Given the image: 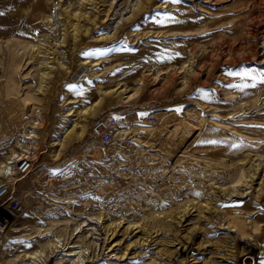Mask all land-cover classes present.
<instances>
[{
    "label": "rangeland",
    "instance_id": "rangeland-1",
    "mask_svg": "<svg viewBox=\"0 0 264 264\" xmlns=\"http://www.w3.org/2000/svg\"><path fill=\"white\" fill-rule=\"evenodd\" d=\"M1 185L0 264H264V0H0Z\"/></svg>",
    "mask_w": 264,
    "mask_h": 264
},
{
    "label": "built area",
    "instance_id": "built-area-1",
    "mask_svg": "<svg viewBox=\"0 0 264 264\" xmlns=\"http://www.w3.org/2000/svg\"><path fill=\"white\" fill-rule=\"evenodd\" d=\"M148 122L156 125L158 118L150 116ZM116 126V117L113 115H104L98 117L90 127V134L103 145L109 144L113 140V132ZM32 169L29 160L23 159L19 162L17 172L20 175L27 174ZM25 205L19 197L12 192L8 186H0V237L5 236L10 230L14 220L24 213Z\"/></svg>",
    "mask_w": 264,
    "mask_h": 264
},
{
    "label": "bare ground",
    "instance_id": "bare-ground-1",
    "mask_svg": "<svg viewBox=\"0 0 264 264\" xmlns=\"http://www.w3.org/2000/svg\"><path fill=\"white\" fill-rule=\"evenodd\" d=\"M57 242H58V241H57ZM32 259H33L34 262H36V261L38 260L37 255H36V254H33V255H32ZM76 260H77V261H76V264L82 263V261H83V259H81L80 257H78Z\"/></svg>",
    "mask_w": 264,
    "mask_h": 264
},
{
    "label": "crops",
    "instance_id": "crops-1",
    "mask_svg": "<svg viewBox=\"0 0 264 264\" xmlns=\"http://www.w3.org/2000/svg\"><path fill=\"white\" fill-rule=\"evenodd\" d=\"M0 248L2 247L0 246ZM5 254H6L5 251L0 250V261H4V257L6 256Z\"/></svg>",
    "mask_w": 264,
    "mask_h": 264
},
{
    "label": "snow or ice",
    "instance_id": "snow-or-ice-1",
    "mask_svg": "<svg viewBox=\"0 0 264 264\" xmlns=\"http://www.w3.org/2000/svg\"><path fill=\"white\" fill-rule=\"evenodd\" d=\"M244 75H250V74L249 73H245ZM209 143H216V141H209Z\"/></svg>",
    "mask_w": 264,
    "mask_h": 264
}]
</instances>
